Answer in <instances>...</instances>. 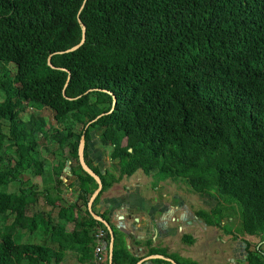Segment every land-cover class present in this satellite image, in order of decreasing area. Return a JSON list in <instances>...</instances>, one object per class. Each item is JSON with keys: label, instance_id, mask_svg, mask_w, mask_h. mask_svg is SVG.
<instances>
[{"label": "trees", "instance_id": "16d2710c", "mask_svg": "<svg viewBox=\"0 0 264 264\" xmlns=\"http://www.w3.org/2000/svg\"><path fill=\"white\" fill-rule=\"evenodd\" d=\"M79 17L86 40L67 51L82 39ZM44 107L58 123L50 132L42 116L24 115ZM93 132L118 174L94 164ZM83 134L103 184L95 212L137 170L182 180L216 201L196 212L206 225L262 238L255 249L245 240V260L264 264V0H0V264H56L69 250L92 260L98 227L109 248L108 228L88 208L98 182L80 162ZM48 139L58 144L55 182L27 186L24 172L45 174L37 150ZM65 186L77 197L66 206ZM233 212L235 231L226 226ZM111 225L113 264H136ZM190 235L182 240L192 244ZM168 250L151 253L197 264Z\"/></svg>", "mask_w": 264, "mask_h": 264}, {"label": "rangeland", "instance_id": "374dc122", "mask_svg": "<svg viewBox=\"0 0 264 264\" xmlns=\"http://www.w3.org/2000/svg\"><path fill=\"white\" fill-rule=\"evenodd\" d=\"M14 70V66L12 67ZM36 114L37 116H42L45 118L48 122L46 126V130L49 132L53 129V126L57 125V121L54 117V111L51 110L50 108H39V109H31L28 113H24L25 116H29L31 114ZM97 134L93 132V142L92 146L94 148V160L97 161V163L100 164V166L103 167V170L105 169H111L112 171H115L116 174H118V169L115 166V163H113L110 159V150L109 148L103 146L100 142V139ZM53 140H47L45 142H41V145L38 147L37 150V155L41 157L42 160L45 161L46 165V170L45 174L43 177H33L29 172H24L22 174V180L27 182V186H30L33 183H37L39 189L44 188L45 185H50L51 181L55 182V179L53 180V171L52 168L54 165H56L59 161V156L56 155L58 152L57 146ZM65 152L67 155V151L69 150V147L66 145L65 147ZM6 157H11V153L6 155ZM64 158V157H63ZM66 172L69 170V163L66 165ZM154 174V173H153ZM154 176V175H153ZM158 175L157 177H159ZM136 177H141L142 179V184L134 187V190L136 192L130 193L128 196L129 198L132 197V200H135V198L142 197L144 200V194L149 195V194H156V200H158V204L161 207H163V203L165 200H168V203L170 205V248L171 250H176L175 252L181 254L183 251H186L185 247L192 248V244L188 242H184L182 240V236L184 233H188L190 227L189 225L193 223L196 227V230L190 231L189 234H191L194 237L195 244L193 246V249L195 250L196 253H202L205 250L203 249H214L215 251L218 250L219 245L226 246L225 244H222L219 240H216L219 236H223L226 233L224 228L221 226H212V227H207L205 222L200 219L197 216V210L199 209H211L216 205V201L209 197L208 195H200L198 193L193 192V190L190 188V186L185 182V181H180V180H165V181H160L156 182L155 178L157 179L156 176L155 178H151V176H146L143 170H137L134 175L131 177L132 181H136ZM62 178L64 181L67 183H70L73 181L75 176H70V179L67 177V173H64ZM128 177H124L122 179L123 183H127ZM153 181V182H152ZM155 181V183H154ZM78 181H76L74 187H78ZM123 184V187H117L114 191H111L113 193L116 192H122L124 189L128 191V185ZM21 185V182H15L14 184H11L8 187V191H15L17 190ZM125 186V187H124ZM160 186V187H159ZM115 187V186H114ZM64 193H63V200L60 202V204H64L65 206L68 205L69 201H74L77 197L76 194L72 191V189L67 188L66 186L63 188ZM111 189V188H110ZM106 192V191H105ZM56 193V191H55ZM149 193V194H147ZM120 196V195H117ZM154 195H152L153 197ZM39 207L40 209H45V210H50L51 206L48 205L46 200L44 198L41 199L39 202ZM150 205L152 204L151 199L143 202L142 205ZM36 209H39L38 206L35 207ZM59 208H56L53 210V212L57 213ZM160 211V210H158ZM31 213V212H30ZM226 226L228 228H232L233 231H235L239 227V214L236 213L230 216L229 220L227 219L226 221ZM189 228V229H186ZM202 230L203 233L201 232ZM200 232L202 235H200ZM39 235H37V238H39ZM190 235V236H191ZM235 236V234H233ZM249 237V236H248ZM244 239V238H243ZM251 243L256 245V243L261 241V237H250ZM234 240V239H233ZM241 240V239H240ZM240 242V241H239ZM241 243V242H240ZM234 246V244H233ZM227 247V246H226ZM264 248V246H263ZM193 249H188L187 251H193ZM228 250L231 251L230 248ZM186 251V253H187ZM209 251V250H208ZM173 252V251H171ZM183 252V254H186ZM184 258H192L191 256H186ZM198 260V257H197ZM201 260V259H200ZM207 259L201 260L200 264H216L215 262H208ZM213 261V260H212Z\"/></svg>", "mask_w": 264, "mask_h": 264}, {"label": "crops", "instance_id": "0c3cea01", "mask_svg": "<svg viewBox=\"0 0 264 264\" xmlns=\"http://www.w3.org/2000/svg\"><path fill=\"white\" fill-rule=\"evenodd\" d=\"M94 151L95 150L92 147V149L90 150V154L93 158ZM93 161L95 165H98L103 170V167L100 166V164L97 163L96 160ZM132 176L128 177L126 183L128 185V191L124 189L122 192H111L114 191L117 187H123V184L125 183L120 180L119 182H116L111 187V189L104 192L98 204L95 206L96 211L99 213H102L104 211L108 212L111 224L115 225V227L124 234L123 236L126 242L125 246L126 248H128L129 253L138 259L137 263L142 261L141 264H157L155 260L158 258L170 261V257H165L164 255H162L163 257H159L157 254L151 253V250L153 248H168L169 252L176 251L174 249L171 250L170 248V205L168 203V200H165L163 203V207H161L160 205H157L158 200H156V194H152L154 195L153 197L149 193H147L149 195L144 194L145 200L142 197H138L135 198V200H132V197L129 198L128 196H126L130 193L136 192L135 190L137 189V186L141 185L143 182L141 177L133 178L136 179V181H132ZM135 186L136 189L134 190ZM149 199H151L152 201L151 206H147V204L142 205L143 202ZM120 216H122V218H120ZM189 227L190 229L186 228L189 229L188 233H190V231L192 230H196V227L193 223H191ZM207 227L212 226L207 225ZM99 228L100 227H98V229ZM203 231L205 230H202L201 232L203 233ZM201 232L200 235H202ZM250 237L254 236L235 237L233 236V233H225L224 237L219 236L218 238H216V240H219L227 247H222V245H219L217 251H215L214 249H203L205 250L204 252L196 253L193 249V246L195 244L194 241L192 243V248L184 246V248H186V251L188 249H193V251H187V253L186 251H183L186 254H183L182 252L180 255L182 257H193L194 259H190L196 261L197 264H200L201 260L203 259H207V263L215 262L216 264H248V262L245 260L247 252V250H245L247 246L245 240L251 242V240L249 239ZM258 244L259 242L256 243V245ZM256 245L251 243V249H255ZM228 248H230L231 251L228 250ZM108 250L109 249H105L106 255H108ZM56 264H92V260L81 261L79 260V254L77 252L69 250L66 252L64 260Z\"/></svg>", "mask_w": 264, "mask_h": 264}, {"label": "water", "instance_id": "95a60500", "mask_svg": "<svg viewBox=\"0 0 264 264\" xmlns=\"http://www.w3.org/2000/svg\"><path fill=\"white\" fill-rule=\"evenodd\" d=\"M79 21L81 23V27H82V39L81 41L74 45L73 47L69 48L67 51H73L77 48H79L86 40V25L81 21L80 17H79ZM49 64L52 65L51 62V56L49 57ZM53 66V65H52ZM68 84V82H67ZM66 84V85H67ZM114 101L115 103L116 101V97H114ZM85 144H86V138H85V134L82 135L81 140H80V145H79V158H80V162L82 167L84 168V170H86L88 173H90L98 182V188L95 190V192L92 194L89 202H88V208L91 212V214L94 216V218L98 221H101L105 224V226L108 228V231L110 233L111 239H110V243H109V263L113 264V255H114V241H115V233L113 230V227L111 225V223L109 221H107L106 219H104L100 214H98L97 212L94 211L93 209V204L94 201L96 199V197L98 196V194L100 193V191L103 188V184L101 181L100 176L87 164L86 159H85ZM120 218H122V216H120ZM159 257H163L160 254H157ZM170 261H172L174 264H178L177 262H175L173 259L170 258ZM142 261H140L137 264H141Z\"/></svg>", "mask_w": 264, "mask_h": 264}, {"label": "built area", "instance_id": "2783aa9c", "mask_svg": "<svg viewBox=\"0 0 264 264\" xmlns=\"http://www.w3.org/2000/svg\"><path fill=\"white\" fill-rule=\"evenodd\" d=\"M105 237L106 231L104 229H98L95 235V249H94V257L92 264H105L108 256L105 251Z\"/></svg>", "mask_w": 264, "mask_h": 264}, {"label": "clouds", "instance_id": "9594fccd", "mask_svg": "<svg viewBox=\"0 0 264 264\" xmlns=\"http://www.w3.org/2000/svg\"><path fill=\"white\" fill-rule=\"evenodd\" d=\"M98 214H99V213H98ZM99 229H100V228H99ZM101 229H102V228H101ZM95 241H96V240H95ZM263 245H264V244H263ZM104 246H105L106 249H109V250H110V248H107V247H106V246H107V245H106V241H105ZM94 247H95V246H94ZM263 249H264V248H263ZM109 250H108V255H107V256H108L107 261L109 260ZM93 257H94V256H93ZM107 261H106V262H107ZM92 263H93V259H92ZM105 264H106V263H105Z\"/></svg>", "mask_w": 264, "mask_h": 264}]
</instances>
